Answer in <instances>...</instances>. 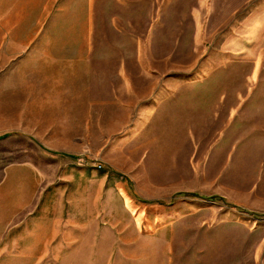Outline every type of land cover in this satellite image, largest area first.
<instances>
[{
  "label": "rangeland",
  "instance_id": "1",
  "mask_svg": "<svg viewBox=\"0 0 264 264\" xmlns=\"http://www.w3.org/2000/svg\"><path fill=\"white\" fill-rule=\"evenodd\" d=\"M0 264H264V0H0Z\"/></svg>",
  "mask_w": 264,
  "mask_h": 264
},
{
  "label": "crops",
  "instance_id": "2",
  "mask_svg": "<svg viewBox=\"0 0 264 264\" xmlns=\"http://www.w3.org/2000/svg\"><path fill=\"white\" fill-rule=\"evenodd\" d=\"M32 209H34V208H32ZM42 212H43V211H42ZM58 213H59V211L57 212L56 217H58ZM37 223H38V222H36L34 226H36Z\"/></svg>",
  "mask_w": 264,
  "mask_h": 264
}]
</instances>
